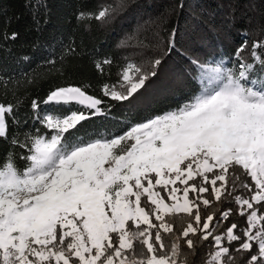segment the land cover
<instances>
[{"label": "snow or ice", "instance_id": "snow-or-ice-1", "mask_svg": "<svg viewBox=\"0 0 264 264\" xmlns=\"http://www.w3.org/2000/svg\"><path fill=\"white\" fill-rule=\"evenodd\" d=\"M35 6L47 8L45 0ZM125 6L113 0L78 18L107 23ZM176 35L173 29L168 52ZM243 35L234 67L192 60L198 92L107 135H81L82 122L110 112L86 91L90 85L57 87L31 101L47 132L9 137V120L27 121L18 118L19 102H0V138L12 146L0 163V264H190L181 242L195 255L210 238L205 264H264V38ZM111 64L105 58L95 67L103 74ZM160 64L152 61L150 71L126 64L116 83L102 85L103 97L132 103ZM41 104L88 111H43ZM241 189L246 195H234ZM228 197L246 226L233 222L214 234L233 213L220 208ZM179 214L189 219L177 234L169 218Z\"/></svg>", "mask_w": 264, "mask_h": 264}, {"label": "trees", "instance_id": "trees-1", "mask_svg": "<svg viewBox=\"0 0 264 264\" xmlns=\"http://www.w3.org/2000/svg\"><path fill=\"white\" fill-rule=\"evenodd\" d=\"M45 2L47 8L38 10L36 0H0V102H19L18 118L27 121L14 125L9 120V137L35 128L47 132L34 121L31 101H42L50 90L68 85H90L86 91L103 98V106L110 107L107 116H91L82 122L81 135L114 133L148 115L175 107L198 92L200 84L192 60H223L225 67H234L233 54L246 38L245 32L249 33L250 42L264 38L259 31L264 25V0H125L126 6L107 23L78 17L80 13H96L113 0ZM173 29L177 33L176 46L168 52ZM12 32L19 33L18 39H4L5 34ZM105 58L112 64L106 65L101 74L95 65ZM157 58L161 64L155 69L156 75L146 81L132 103L103 97L102 85L116 83L126 64L135 63L150 71L151 62ZM77 109L88 111L75 104L70 108L41 104L43 111L67 113ZM11 147L8 140L0 138V163ZM23 151L15 149L16 153ZM16 163L23 167L25 162L17 156ZM236 194L246 195V191L241 189ZM220 208H232L233 213L214 229V234L224 232L233 222L238 229L246 226V218L238 215L232 197ZM179 217L169 218L174 220L177 234L189 219L184 214ZM172 238L166 235V242ZM181 244L183 251L189 253L190 264H205L207 254L213 251L211 238L197 245L195 255L183 241Z\"/></svg>", "mask_w": 264, "mask_h": 264}]
</instances>
